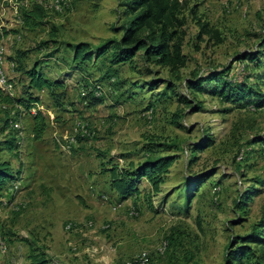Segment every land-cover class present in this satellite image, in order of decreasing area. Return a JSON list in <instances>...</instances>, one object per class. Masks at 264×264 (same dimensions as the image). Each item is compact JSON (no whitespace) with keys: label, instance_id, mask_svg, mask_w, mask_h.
Instances as JSON below:
<instances>
[{"label":"rangeland","instance_id":"1","mask_svg":"<svg viewBox=\"0 0 264 264\" xmlns=\"http://www.w3.org/2000/svg\"><path fill=\"white\" fill-rule=\"evenodd\" d=\"M179 1L185 64L170 70L142 51L118 65L112 47L96 57L123 34L124 0H0V163L12 174L0 264L264 261V0ZM197 19L218 37L199 36ZM81 42L89 61L74 59ZM31 69L50 85L32 87ZM223 80L261 96L225 100ZM92 86L96 105L82 94ZM161 156L173 162L158 191L145 178L135 194L113 188V167Z\"/></svg>","mask_w":264,"mask_h":264},{"label":"trees","instance_id":"2","mask_svg":"<svg viewBox=\"0 0 264 264\" xmlns=\"http://www.w3.org/2000/svg\"><path fill=\"white\" fill-rule=\"evenodd\" d=\"M124 7L130 17L123 26V34L118 40H108L103 44L95 47L96 57L103 55L108 48L112 47L110 52L111 64L131 63L137 52L142 51L146 60L152 59L155 63L166 66L170 70H178L185 64V55L182 53V37L184 30L182 29L186 19L182 15L185 4L179 0H124ZM193 13H195L192 10ZM199 36L202 34H210V37H218L217 30L207 27V23L200 22ZM112 43V44H111ZM264 46V42H263ZM74 59L80 62L92 59L93 52L91 46L81 42L72 45ZM243 58H256L253 54H241ZM221 75L227 74L228 69L219 72ZM30 78L31 86L34 88H42L49 86L46 79L31 69L27 72ZM213 74L199 77L196 80H189L188 87L193 91H201L203 84L207 80H211ZM216 81H220L217 77ZM98 86H92L90 90H86L85 98L89 99L90 105L99 104L102 101L100 96L94 94ZM221 96L228 101L242 102L251 98H260L261 93L252 90V88L241 82L222 81L220 88ZM1 101L9 102L10 98L3 96L0 91ZM40 133V128L36 130ZM172 156H161L155 159L146 160L142 163L130 166L125 169L117 170V167L111 169L112 185L116 192L125 197L130 194L139 192L138 184L145 178L151 186L153 192L159 190L160 184L164 181V175L168 171V167L172 164ZM12 178L8 163H0V189L3 184ZM264 220V219H263ZM263 230L253 231L251 235L258 237ZM248 237V236H247ZM250 237V236H249ZM260 239V238H259ZM257 241V239L255 238ZM241 249L230 252V257L241 255ZM244 254V253H243ZM245 255H249L248 253ZM249 257V256H248ZM45 260L41 259L37 264H43ZM253 264H264V261H254Z\"/></svg>","mask_w":264,"mask_h":264},{"label":"built area","instance_id":"3","mask_svg":"<svg viewBox=\"0 0 264 264\" xmlns=\"http://www.w3.org/2000/svg\"><path fill=\"white\" fill-rule=\"evenodd\" d=\"M98 88H99V87H98ZM82 94L85 95V94H86V91H82ZM94 94L98 96V95L100 94V91H99V90L94 91ZM72 141H73V140H72ZM146 260H147V256H146L145 253H143V254L140 256V261H141V262H146Z\"/></svg>","mask_w":264,"mask_h":264}]
</instances>
